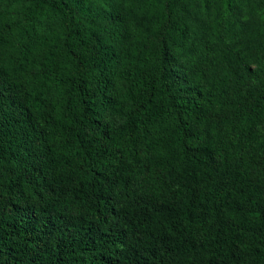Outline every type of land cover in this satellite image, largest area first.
Returning a JSON list of instances; mask_svg holds the SVG:
<instances>
[{
  "label": "trees",
  "instance_id": "trees-1",
  "mask_svg": "<svg viewBox=\"0 0 264 264\" xmlns=\"http://www.w3.org/2000/svg\"><path fill=\"white\" fill-rule=\"evenodd\" d=\"M119 2L0 0V264H264V18Z\"/></svg>",
  "mask_w": 264,
  "mask_h": 264
},
{
  "label": "rangeland",
  "instance_id": "rangeland-1",
  "mask_svg": "<svg viewBox=\"0 0 264 264\" xmlns=\"http://www.w3.org/2000/svg\"><path fill=\"white\" fill-rule=\"evenodd\" d=\"M128 0H113V3H118L122 12L126 11V2ZM182 3L187 7L188 12L184 15L186 24L196 33L201 28H207L208 17L205 11L206 3L212 10V14L219 10V7L223 0H181ZM235 6L236 12L241 15L244 20L246 27L245 30L239 31L240 36L237 35L239 41H233L229 45L225 46H214L213 51L220 55L218 60H211L206 70L199 69L195 72L196 76L206 75L204 78L213 76L215 73L223 72H234L236 73L244 62L247 61L249 54V46L253 43L255 32L258 28L253 19H251V10H255V18H264V0H231ZM131 24L134 25L137 31H139V37L136 39H117L113 44L116 47L120 58L128 62L130 57V50L134 44L143 43L144 34L147 30V18L134 16L131 19ZM208 37H212V33L208 30ZM132 63V61H129Z\"/></svg>",
  "mask_w": 264,
  "mask_h": 264
}]
</instances>
